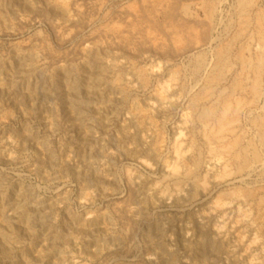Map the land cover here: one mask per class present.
<instances>
[{"label": "rangeland", "instance_id": "374dc122", "mask_svg": "<svg viewBox=\"0 0 264 264\" xmlns=\"http://www.w3.org/2000/svg\"><path fill=\"white\" fill-rule=\"evenodd\" d=\"M237 2L0 0V264H264V0Z\"/></svg>", "mask_w": 264, "mask_h": 264}, {"label": "bare ground", "instance_id": "6f19581e", "mask_svg": "<svg viewBox=\"0 0 264 264\" xmlns=\"http://www.w3.org/2000/svg\"><path fill=\"white\" fill-rule=\"evenodd\" d=\"M72 1V0H71ZM222 1V0H221ZM60 3V2H59ZM184 3V2H183ZM196 4V3H195ZM237 4H239V7H240V12H239V14H242V15H244L245 14V12H247V8L249 7L248 5H250L251 4V2H250V0H238V2H237ZM66 5V4H65ZM213 4H208L207 5V3L205 2V4H204V6L207 8V12H208V14H210V16L212 15V11H214V10H212L213 9V6H212ZM253 5V4H252ZM251 6V5H250ZM206 8H205V10H206ZM205 13V12H204ZM214 13V12H213ZM261 14H262V12H260ZM259 13V14H260ZM68 15V14H67ZM241 15V16H242ZM258 15V14H257ZM263 15V14H262ZM245 16V15H244ZM70 17V16H69ZM238 17V16H237ZM209 18V17H208ZM239 18V17H238ZM257 20H259V21H261L263 18H260L259 16H257V18H256ZM263 21V20H262ZM239 22V21H238ZM241 23V22H240ZM258 23V22H257ZM260 24V23H259ZM247 25V24H246ZM259 28H261V25L259 26ZM259 28H257V29H259ZM261 30H262V28H261ZM240 31V30H239ZM242 31V30H241ZM258 32H259V30H258ZM262 32V31H261ZM263 44V43H262ZM220 45V44H219ZM225 45V44H224ZM263 46V45H262ZM232 48V47H231ZM262 50H263V48H262ZM223 51H224V49H223ZM261 52V51H260ZM263 52H264V50H263ZM217 54H218V52H217ZM254 55V54H253ZM257 56H259L258 57V60H259V58H260V60L262 59L263 60V62H264V56H263V53H258V55ZM216 62L214 63V66L212 67V71H211V73H209L210 74V76L209 77H213V80H214V82L217 84V83H219L220 81H221V77H222V73H223V69H226V65H228L229 63H228V56L227 55H225L224 54V52H220L219 53V55L217 56L216 55ZM237 59H239V58H237ZM240 60H241V58H240ZM244 60V59H243ZM239 61V60H238ZM240 62V61H239ZM255 62V61H254ZM256 62H257V58H256ZM241 63H242V65H243V67H249V65H250V67H251V69L253 70V72H255V73H257L258 72V70H259V64L257 63V64H251V63H249L248 62V64L246 63V62H242L241 61ZM240 63V64H241ZM32 64V63H31ZM261 64H263V63H261ZM260 64V65H261ZM249 67V68H250ZM261 72V71H260ZM263 73V72H262ZM255 75V76H254ZM259 75V74H258ZM253 76L254 77H256V74H254L253 73ZM209 77L207 78V81H209ZM261 77V76H260ZM223 78H224V76H223ZM251 79V78H250ZM235 84L236 83H234L233 82V84H232V87H234L235 86ZM258 84H260L259 82H258V80H256V78H255V80L253 81V85H254V87H252V93H254V92H256L257 94L259 93V92H257V90L259 89V88H257V87H259V85ZM255 85H256V87H255ZM217 86V85H216ZM238 86V85H237ZM218 87V86H217ZM229 88V87H228ZM242 88V87H241ZM246 88V87H245ZM250 88V87H249ZM230 89H232V88H230ZM234 89V88H233ZM251 89V88H250ZM238 90V89H237ZM231 91V90H230ZM181 92V91H180ZM197 92V91H196ZM218 92V91H217ZM220 93V92H219ZM223 93V92H222ZM221 93V94H222ZM252 93H251V95H252ZM255 93V94H256ZM210 95V94H209ZM218 95H220V94H218ZM217 96V95H216ZM228 96H229V94H228V92H227V94H222V95H220L219 96V100L221 101V105H222V108H221V110L220 111H217L216 110V107H214V109L213 110H208V111H205V110H203L200 114H199V118L201 119V121L202 120H204V121H209V120H213L214 121V126H213V128H212V130H214L213 132H220V133H222L224 130H228V128H230L231 129V127H230V125H232L233 123H234V121H235V119H231V117L228 115V109H227V102H228ZM253 96H254V94H253ZM218 97V96H217ZM216 97V98H217ZM197 98V97H196ZM195 99V98H194ZM218 99V98H217ZM205 100V99H204ZM252 100H254V99H252ZM193 101V100H192ZM215 101V100H214ZM255 101V100H254ZM195 104V102H192L191 103V106H192V104ZM214 103V102H213ZM217 103H218V101H217ZM216 104V103H215ZM218 105V104H217ZM236 106L238 107L239 106V104L237 103L236 104ZM212 107V106H211ZM221 107V106H220ZM213 108V107H212ZM218 109V108H217ZM194 111V110H193ZM230 112V111H229ZM237 111H235V113H236ZM190 119V118H189ZM254 120V119H253ZM204 121H203V123H204ZM258 121V120H257ZM260 122V121H259ZM229 125H228V124ZM251 123H252V121H251ZM254 123H255V120H254ZM256 124V123H255ZM253 125V124H252ZM256 125H259V124H256ZM254 126V125H253ZM262 126V125H261ZM203 127V126H202ZM258 127V126H257ZM204 128V127H203ZM202 128V129H203ZM208 128H209V126H208ZM260 128V127H259ZM233 129V128H232ZM182 130V129H181ZM230 132V131H229ZM210 135H211V137H215V133L214 134H211V131H210ZM217 137V136H216ZM236 137V136H235ZM185 138V137H184ZM220 138V137H219ZM218 138V139H219ZM221 138H223V137H221ZM217 139V138H216ZM239 141V140H238ZM253 142V141H252ZM156 143V142H155ZM213 143V142H212ZM195 145V144H194ZM213 145V144H212ZM229 145H231L230 143H229ZM239 145V144H238ZM214 146V145H213ZM225 146V145H224ZM233 147V146H232ZM231 148V147H230ZM239 148V147H238ZM197 149V148H196ZM228 149V148H227ZM229 150V149H228ZM231 150V149H230ZM232 150H233V148H232ZM252 151H250L251 153H253V149H251ZM255 151H257V150H255ZM229 152H231V151H229ZM193 153V152H192ZM226 153V152H225ZM224 153V154H225ZM250 153V154H251ZM180 154V153H179ZM230 155V154H229ZM252 155V154H251ZM247 156H248V147L246 148H239V149H237V150H235V151H233V153H232V155H231V158L234 160V162H239V163H237V164H239V166H240V168H244L246 165H248V163H249V160L247 159ZM253 156V158H254V155H252ZM258 156V155H257ZM197 158H199V156L197 157ZM195 159V158H194ZM252 159V158H251ZM179 161V160H178ZM171 162V161H170ZM193 162V161H192ZM191 162V163H192ZM195 162V161H194ZM200 162V161H199ZM254 162V161H253ZM262 162V161H261ZM227 163V162H226ZM197 164H199V163H197ZM196 164V165H197ZM209 164V163H208ZM232 164V163H231ZM235 164V163H234ZM193 165V164H192ZM191 165V166H192ZM196 165H194V166H196ZM251 165V164H250ZM263 165V164H262ZM167 166V165H166ZM184 166V165H183ZM199 166V165H198ZM203 166V165H202ZM187 167V166H186ZM195 169H197V168H195ZM186 170V169H185ZM198 170V169H197ZM196 170V171H197ZM238 170H239V168H238ZM241 171V170H240ZM227 172V171H226ZM192 173V172H191ZM228 173V172H227ZM194 174V173H193ZM197 175V174H196ZM203 175V174H202ZM209 179V178H208ZM177 180V179H176ZM196 185V184H195ZM199 185V184H198ZM177 190H179V189H177ZM178 192V191H177ZM250 192V191H249ZM163 193V192H162ZM161 193V194H162ZM150 195V194H149ZM229 195V194H228ZM242 195V194H241ZM247 195H249V194H247ZM253 195V194H252ZM244 196V195H243ZM250 198V197H249ZM245 199V198H244ZM252 199V198H251ZM175 200V199H174ZM250 200V199H249ZM251 245V244H250Z\"/></svg>", "mask_w": 264, "mask_h": 264}]
</instances>
